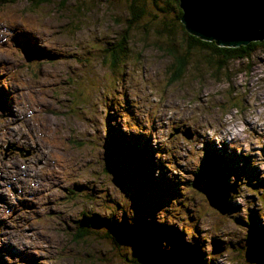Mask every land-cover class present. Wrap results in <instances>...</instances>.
I'll list each match as a JSON object with an SVG mask.
<instances>
[{"label":"rangeland","instance_id":"rangeland-1","mask_svg":"<svg viewBox=\"0 0 264 264\" xmlns=\"http://www.w3.org/2000/svg\"><path fill=\"white\" fill-rule=\"evenodd\" d=\"M12 1L0 3V264H131L113 226L76 229L82 214L124 213L144 225L143 243L167 249L156 259L144 246L148 264L262 261L248 232L264 223V51L222 69L192 51L175 79L165 48L184 52L188 40L170 0ZM125 133L149 138L152 186L117 161L111 136ZM206 143L234 172L218 180L251 183L229 192L226 214L193 180ZM116 161L119 187L107 170Z\"/></svg>","mask_w":264,"mask_h":264},{"label":"trees","instance_id":"trees-1","mask_svg":"<svg viewBox=\"0 0 264 264\" xmlns=\"http://www.w3.org/2000/svg\"><path fill=\"white\" fill-rule=\"evenodd\" d=\"M49 0H37L38 3L48 2ZM175 4V7L177 8L178 13L175 15V19L179 20L181 16V9L178 8V0H170ZM13 3L14 1L10 0H1L0 3ZM175 8V9H176ZM132 11V10H131ZM134 12V11H133ZM174 27V25L172 26ZM187 37V45L185 48V51H179L178 48L174 44H169L165 48V51L168 55L172 57L170 67L172 70V76L173 78H181L183 75L185 69L187 68V65L189 63V60L187 58V54L191 53L192 51H201L208 57L210 65L213 67H216L217 69H222L225 62H228L232 59L237 58H247L250 56V53L253 52V50H256L260 48L264 51V39L260 41H251L246 45H241L238 47H224V46H218L213 41H205L197 38L196 36H193L186 31ZM119 49V48H118ZM227 60V61H226ZM147 142H145L142 146L139 145L140 142L138 141L136 137H130V135H126L121 139L118 138V140L111 136L112 140V146L114 147V155L116 156L117 161L119 162L121 168L122 166L126 167L127 173L130 176V179L132 180V177L134 179H138V181L149 183L152 181L149 178V175L158 173L156 170L157 164L153 160V152L151 149V146L149 144V138H146ZM219 150V149H216ZM203 152V158L201 160L200 165L198 168L192 172L193 173V180H195L196 185H199V183L204 184L205 180L209 176H222L226 177V173H234L233 170L229 167V162L225 156L215 151L213 147H210L207 143L205 144V147L202 148ZM157 156V155H156ZM115 158V157H114ZM231 159V158H230ZM111 160V159H110ZM156 160V159H155ZM112 161V160H111ZM159 163V162H158ZM109 168H107L108 170ZM240 172L237 173V175ZM149 174V175H148ZM242 175V174H241ZM237 179V177H235ZM242 179V177L240 178ZM194 182V183H195ZM227 184V191L228 195L229 192H239V189L242 186L250 187L251 183L249 181L245 180H239V182L232 183V186H230V183L226 179ZM193 182L183 183V185H186V187L192 186ZM153 185V181L150 184ZM194 185V184H193ZM248 185V186H247ZM257 188V186H255ZM255 192V191H254ZM175 201H177L176 198H173ZM229 203V199L227 197V207ZM173 204V203H172ZM234 209L235 207H232ZM228 211V210H227ZM225 212V214L227 213ZM253 219L255 218L254 215H251ZM90 218V217H89ZM88 216L86 214H82L81 218L77 220V227L76 229L81 230L83 233L86 232L85 228H88L90 226H93L94 228L99 227L102 223L104 226L112 227V232L114 236H112V239L115 241H118L119 239L117 237L124 238L128 243H130L132 254H130L131 258V264H148L151 261H154L153 257H150L151 254L147 251L146 248H149L153 251V255H155L154 258L158 259V257H162V250H167L163 244L161 243H153V242H146L143 243L140 234L144 233V225L140 223L138 220L135 222H131L127 217L125 216V213L122 214V217L119 218L118 222L115 221L112 218H103L99 216H94V218H90L89 220ZM261 223V222H259ZM263 227H259L254 221H252V229L250 233L254 238L255 242L257 243L256 247H263L264 248V223ZM168 232V231H167ZM169 234V233H168ZM179 247L182 249L179 250V253L183 255L186 258H192L194 255V252L192 249H188V246L186 244L183 245L182 240L178 241ZM146 248H145V247ZM156 248H158L156 250ZM260 259L257 260V262H254L255 264H264V254L261 256ZM159 264H169L162 260L157 261Z\"/></svg>","mask_w":264,"mask_h":264},{"label":"water","instance_id":"water-1","mask_svg":"<svg viewBox=\"0 0 264 264\" xmlns=\"http://www.w3.org/2000/svg\"><path fill=\"white\" fill-rule=\"evenodd\" d=\"M180 21L187 33L218 46L238 47L264 39V0H178ZM173 133H177L173 129ZM188 140L189 128L181 132ZM10 146L6 148V151ZM21 152V148H11ZM111 181L117 187L124 182L116 162L109 166ZM208 205L222 214L227 207V184L215 176L206 178L201 189Z\"/></svg>","mask_w":264,"mask_h":264},{"label":"bare ground","instance_id":"bare-ground-1","mask_svg":"<svg viewBox=\"0 0 264 264\" xmlns=\"http://www.w3.org/2000/svg\"><path fill=\"white\" fill-rule=\"evenodd\" d=\"M27 42H28V44H29V41H28V39H27ZM35 49H39L38 47H35V46H33ZM28 58V57H27ZM1 89V88H0ZM255 123V122H254ZM187 128V127H186ZM186 128H184V130L186 129ZM173 129H175V131H177V132H182L183 131V129H180L179 127L178 128H174V126H173ZM190 130V129H189ZM230 132V131H229ZM17 142V141H16ZM9 148H12V146L9 144ZM13 146H15V145H13ZM24 147V146H23ZM26 149V148H25ZM31 149V148H30ZM31 151V150H30ZM7 154V153H6ZM8 155V154H7Z\"/></svg>","mask_w":264,"mask_h":264},{"label":"clouds","instance_id":"clouds-1","mask_svg":"<svg viewBox=\"0 0 264 264\" xmlns=\"http://www.w3.org/2000/svg\"><path fill=\"white\" fill-rule=\"evenodd\" d=\"M14 242V241H13Z\"/></svg>","mask_w":264,"mask_h":264}]
</instances>
